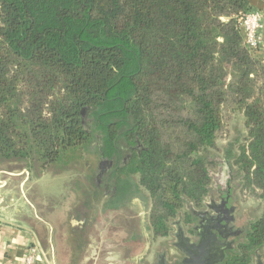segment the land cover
<instances>
[{
  "label": "trees",
  "instance_id": "trees-1",
  "mask_svg": "<svg viewBox=\"0 0 264 264\" xmlns=\"http://www.w3.org/2000/svg\"><path fill=\"white\" fill-rule=\"evenodd\" d=\"M249 12V0H0V163L44 172L95 134L107 158L138 140L146 150L127 177L150 193L166 235L184 202L208 192L200 152L216 147L231 104L248 133L235 164L264 203V62L239 27ZM252 232L263 244L264 210Z\"/></svg>",
  "mask_w": 264,
  "mask_h": 264
},
{
  "label": "flooded vegetation",
  "instance_id": "flooded-vegetation-1",
  "mask_svg": "<svg viewBox=\"0 0 264 264\" xmlns=\"http://www.w3.org/2000/svg\"><path fill=\"white\" fill-rule=\"evenodd\" d=\"M87 117L85 114L84 126L90 133L91 122ZM95 139L97 141L95 144L91 142L89 148L96 145L99 152L100 160L94 177L98 193L81 201L78 212L84 231L87 221L92 224V218L96 228L101 229L100 248H103V252H111L109 264H184L186 255L180 243L187 240L190 244L198 245L202 238L200 232L212 234L223 247L222 258L214 264H264V243L254 245L252 241L253 225L260 218L239 223V205L236 204L230 175L226 180L214 181L213 188L208 185V192L199 202H184L176 216L166 222V235H159L151 223L150 193L137 185L136 175L127 177L134 154L140 157L146 147L138 140L135 145L123 142L119 148L120 157L107 158L102 151L101 136L95 134ZM78 157L83 158L84 154L81 152ZM120 169H125L124 173L120 174ZM128 182L131 185L127 188ZM100 192L103 194L100 195ZM133 194L138 196L134 197ZM90 207L93 211L89 215ZM169 237L174 238L170 248L175 252L168 254L159 243L161 249L154 250L155 239Z\"/></svg>",
  "mask_w": 264,
  "mask_h": 264
},
{
  "label": "crops",
  "instance_id": "crops-1",
  "mask_svg": "<svg viewBox=\"0 0 264 264\" xmlns=\"http://www.w3.org/2000/svg\"><path fill=\"white\" fill-rule=\"evenodd\" d=\"M249 1L250 12L263 17L261 43L255 55L264 62V0ZM61 167L56 169L62 171ZM36 171L26 163H0V264H25L32 246L40 253L39 264H109L111 252L100 248L101 229L96 228L94 218L92 224L87 221L84 231L78 210L66 212L52 207L47 192L46 204L38 207L35 195L42 189L40 183H52L48 178L52 174L45 171L36 176Z\"/></svg>",
  "mask_w": 264,
  "mask_h": 264
},
{
  "label": "rangeland",
  "instance_id": "rangeland-1",
  "mask_svg": "<svg viewBox=\"0 0 264 264\" xmlns=\"http://www.w3.org/2000/svg\"><path fill=\"white\" fill-rule=\"evenodd\" d=\"M249 51L254 57H256V50ZM244 121L245 119L243 113L233 112L231 104L224 105L222 115L223 127L217 135L216 147L200 152V155L207 160L209 174L211 177V182L209 184L211 188H213L212 183L214 181L217 182L220 180H226L229 175L231 176V182L235 188L234 195L237 199L236 204L239 205V215L241 218V222H239L240 224H243L245 221L253 222L257 220L261 217L264 210V203L260 197L261 191L245 187L243 174L240 172L239 167L235 164L236 156L239 155L242 147L248 143V133L245 128ZM96 141L97 140L94 139L93 143L95 144ZM89 147L90 145L82 146L74 152L70 151L67 154V158L71 163H69V165L67 164L62 166L60 168L62 171L56 169V167H52L47 170L48 172L51 171L50 173L52 175L48 178L52 179V183H46V181L45 183H40L42 192L39 191L38 193H32H36L35 198L37 199L36 201L38 203V207L40 206L43 208L46 204L44 198V194L46 192L49 195L48 203L52 207H58L59 210L66 212L78 210L81 205V201L87 197L91 198L98 193L96 192L97 188L94 186V177L97 164L100 160L99 152L96 145L92 148ZM81 152L84 154L83 158L78 157V154ZM35 168L37 170L36 176L45 173V171H39L40 169L38 165L35 166ZM135 179L137 181L139 180L137 175L135 176ZM112 184L113 182H111L110 185ZM102 194L103 192H100V195ZM133 196L135 197L138 195L133 194ZM151 209L152 200L150 214ZM88 211L89 215L92 214V207L88 208ZM182 212L183 210L181 213ZM77 220H79V218H77ZM62 222L64 223V219ZM89 232H92V230ZM154 241V250H160L161 247H164L168 254L173 253V251L175 252V250H171L170 248V245L174 242L173 237L163 240L155 239ZM157 243L162 246L160 247ZM86 264H91V262H87Z\"/></svg>",
  "mask_w": 264,
  "mask_h": 264
},
{
  "label": "water",
  "instance_id": "water-1",
  "mask_svg": "<svg viewBox=\"0 0 264 264\" xmlns=\"http://www.w3.org/2000/svg\"><path fill=\"white\" fill-rule=\"evenodd\" d=\"M85 114L86 110H83V120L85 119ZM101 155L104 158L103 153ZM207 234L200 232L202 238L198 245L190 244L187 240L180 243V248L186 255L184 264H214L222 258V245H220L212 234Z\"/></svg>",
  "mask_w": 264,
  "mask_h": 264
},
{
  "label": "built area",
  "instance_id": "built-area-1",
  "mask_svg": "<svg viewBox=\"0 0 264 264\" xmlns=\"http://www.w3.org/2000/svg\"><path fill=\"white\" fill-rule=\"evenodd\" d=\"M262 20L263 17L259 12H249L242 15L239 19V27L243 32L244 44L249 50H258L260 46V30L263 25ZM39 254L37 248L32 246L26 256L25 264H39Z\"/></svg>",
  "mask_w": 264,
  "mask_h": 264
}]
</instances>
